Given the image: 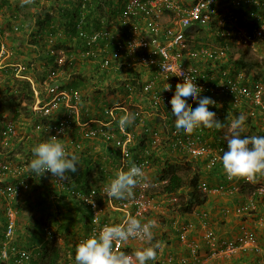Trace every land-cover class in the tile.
I'll return each instance as SVG.
<instances>
[{
  "label": "built area",
  "instance_id": "obj_1",
  "mask_svg": "<svg viewBox=\"0 0 264 264\" xmlns=\"http://www.w3.org/2000/svg\"><path fill=\"white\" fill-rule=\"evenodd\" d=\"M219 1L221 0H127L123 7L124 10L119 12L115 21L111 20L105 23L103 18L99 19L98 15H92L91 18L94 23H88L90 26L89 33L84 29L87 24L88 11L86 9L89 0L77 2L80 6L78 13L79 35L89 47L88 51L81 52L79 57L84 59L91 56L95 50L96 53L104 54L99 62V67L103 72L120 75V81H126L127 75L135 74L140 81L142 91V97H137L139 93L136 96L138 103L140 102L139 104L150 112L163 110L160 113L165 118L168 112L171 113L170 99L175 92V86L177 83L183 82V77L175 76L178 68L181 67V70L194 80L197 87L202 90L207 87L206 83L203 80L200 82L198 77L201 73L200 68L205 66L201 64V60L215 62L221 51L210 48L194 50L193 48L198 42L196 40L198 33L196 28L200 24L208 23L210 18L215 15ZM238 1L235 0L234 3L238 4ZM6 51L4 42H0V57ZM56 54L58 56L57 61L63 62L65 60L62 50L57 51ZM6 67L0 66V70ZM221 75L226 79L225 89L227 91H234L241 97H247L249 94L247 89L237 88L234 78L229 77L227 72L222 71ZM61 79H63L61 73L49 77L43 82L42 91L32 86L34 102L31 112L33 118L38 117L39 121L38 124L34 125L30 118L33 124L32 132L39 135L44 131L45 134H52L61 140L65 135H68L67 133L72 127H76L78 135L82 134L80 138H98V142L102 141L103 145H106L107 141L111 142L110 148L118 150V155L109 153V157H113L109 162L117 163L119 171L127 170L135 164L142 167L143 171L146 172L148 170L146 168L147 161H143L139 150H134L136 144L133 143L132 132L138 129L140 122L143 121L135 109V104H132L133 114L138 118L139 125L134 120L135 122L130 124L132 132H128L125 129L121 130L118 122L117 132L119 135H116L108 128L113 123V118L118 115V111H122L126 115L124 107H118L117 104H114L115 108L111 110L109 108L107 110L109 116L107 122L85 119L84 115L87 114L86 108L83 109L85 104L83 107H79L81 94L62 89L59 84ZM30 82L32 83V81ZM166 84L171 85V90H164ZM129 92L125 97L133 100L132 89ZM42 93L44 96H41ZM192 101L191 97L187 98V103L191 102L188 103L189 105H193ZM50 115H58L60 123L58 125L40 123L41 117ZM92 122H95L99 128L90 132L88 130ZM165 122L166 120L163 122L162 130L164 133L171 130L170 137L161 136L160 138L156 131L152 132L148 129V138L151 140L153 150L154 148L166 147L170 153L184 152L192 159L202 157L205 161V167L208 169L215 168L218 162L221 163L223 147L219 144L215 147L207 144L203 139L202 128L197 129L192 135H186L183 130L177 131L175 127H170L172 126L171 123L167 124L168 127L165 130ZM23 123L25 121L21 122L20 125ZM14 128L15 125L12 121H6L1 125L0 151L9 147L12 139L15 138ZM96 134L102 138L97 137ZM24 139L27 140L28 136H25ZM76 147H80V145ZM145 155H147L146 152ZM8 159L0 157V198L5 201L7 219L3 231V241L0 243V264H9L10 262L12 264H30L32 258L35 257L32 250L19 247L14 243L16 212L11 206L15 199L27 191V181L30 176H34L32 179L39 182L42 178L54 180L53 185L55 184L59 191L69 192L76 196L82 205L91 210L90 230L84 239L94 234L99 235L103 227L108 226V219L102 220L100 216L102 206H97L92 193H82L74 188L72 191L69 187L71 180L58 183V178L50 172L38 177L34 172L29 171L26 162H22V160L12 161L11 159L9 161ZM13 179H18V182L15 183ZM151 185L147 180L142 181L133 190V198L127 200L108 199L106 206L122 213L121 223L128 216L140 219L141 223H147L150 220L145 215L152 208L150 206L151 200L144 195V192ZM198 188L207 193L215 194L225 191L228 192V195L240 198L239 203L233 209L234 216L239 218L236 233L219 237L214 232L204 230L200 239L193 240L189 238L188 232H186L188 225L183 221L179 223L177 220H173L171 230L178 237L182 253L174 256L164 255L156 264H211L214 261L230 260L240 252L246 253L252 249L257 250L255 233L247 227L245 220L256 207V201L264 202V186L251 185V182L244 179H238L236 182L235 178L229 179L225 173L219 182L212 187L200 183ZM104 189V185L101 186V194L106 196ZM52 198L54 197L51 196L50 199ZM85 199L93 200L95 207L87 203ZM47 235H49L48 232ZM129 240L133 242L144 241L137 238H129ZM121 250H123V243L120 245Z\"/></svg>",
  "mask_w": 264,
  "mask_h": 264
},
{
  "label": "trees",
  "instance_id": "obj_2",
  "mask_svg": "<svg viewBox=\"0 0 264 264\" xmlns=\"http://www.w3.org/2000/svg\"><path fill=\"white\" fill-rule=\"evenodd\" d=\"M45 1L46 0H41L40 3L33 1V3L25 4L22 7L21 0H14V2L11 0H0V29L1 26L3 28L8 27L10 34L7 38H9V41H11L13 45L16 44L13 42H16L19 37L22 39L24 38V41L26 40L27 42L25 55L20 53L21 59H23L21 60V64H6L7 67L0 70V106L7 105L10 107V110L12 111V120L15 123L31 118L34 125L38 124V117L33 118V114L31 112V107L34 102V93L32 83L30 81L34 83L33 87L42 89L43 82L45 80L57 73H61L63 75V79L59 80L61 88L68 92L80 93L81 101L79 103V107H83L85 104L83 107V109H85L88 103L92 108H90L91 111L95 114L94 119L107 122L109 119L108 112L105 109L100 108L99 104L101 102L99 101L98 103L97 101L100 99L102 90L107 89L109 84L104 85L103 87V81L99 82L95 80L94 74H86V70L89 67L93 66L100 69L99 62L104 57V54L96 53L94 50V53L91 56L85 57L84 59L79 57L81 52L85 53L89 48L86 41L79 35V4L76 2V4L67 6L65 5V2H67L66 0H49L50 5H46ZM75 1L76 0H72V3ZM77 1L80 2L83 0ZM126 1L127 0H89L86 9L88 14L86 17L87 24L84 28L85 31L89 33L90 26L88 23H94V20L91 18L92 15H98L99 19L103 18V22L105 23L111 20L115 21L119 12L124 10L123 7ZM240 6H242V9L238 11V14L233 12V9L231 10V15L235 20L239 21L241 25L244 26L245 24L247 31L252 33L254 30H257L258 26L261 25L264 19V0H261V6L253 3H241ZM31 8H33V11L29 13ZM199 29L203 30L202 27ZM1 31L2 29L0 30V42H3V32ZM262 36H264V30L262 31ZM262 42H264V40H262ZM199 48H203V46L194 45L193 49L197 50ZM59 50L64 52L65 60H63V62L57 61L58 56L56 52ZM262 52H264V50ZM226 55L228 56H226L228 66L224 68H228L230 70L233 69V76L237 73H242V83H244L245 88L253 85V83L256 84L262 82L264 84V76L256 70L258 67H261L264 70V54H262L263 57L261 60L249 59V57H247V55L242 51L227 53ZM27 57H29L28 60L24 61ZM15 58L17 57L15 56ZM201 64L206 65L203 66V68H200L205 72L199 74V81L201 82L203 80L207 85L201 95L210 97L216 101V106H210L209 110L216 113L217 119L221 121L222 124L229 123L233 119L237 118L239 113L233 109L230 110L231 114L228 116L225 112V101H234L237 99L238 96L236 95L238 94L234 91H227L226 89H223L226 85V79L220 74L222 71L219 72V77L222 79L219 84L218 80L212 78L210 73L212 71L208 70V68L210 69L211 67L208 61L201 60ZM18 69L20 70L18 71ZM38 70L40 73H37ZM230 70L229 72H231ZM17 71L18 74H16ZM17 75L21 77H18ZM105 75H107V73H105ZM201 75L202 77H200ZM89 81L91 82V85L93 84V88L96 87L92 90L93 94H89L87 89V85L90 84ZM139 82L140 81L137 79L135 74L127 75L126 81H120L115 78V83L118 85L115 89H119V93H124L125 95L129 94V90L132 89L131 94L133 95V100H135L138 93L139 95L137 97H142L141 84ZM96 84L99 85L96 86ZM84 89L86 93L82 92ZM107 91H109L108 93H115L113 89H109ZM114 101L115 99L108 101L109 104L106 107L113 104ZM218 101H222L225 105L224 108L218 106ZM248 103L242 106H247ZM127 109L130 114L134 116V108L130 106ZM255 110L256 107L254 104L250 103L249 114L246 115L247 119L245 125H249V127L255 132L254 136H264V122H260L258 124L254 122L255 119L258 120L261 117ZM225 117L228 118L225 119ZM119 119L120 116L116 115L112 120L113 123L108 128L116 135H119L117 132ZM137 119L138 118L135 117L134 120L137 122ZM174 119L175 117L172 115V112H168V114L165 115V130L167 129L166 127H168L167 124L174 123ZM39 120L41 124L46 123V125H58L60 123L58 115L41 117ZM143 124L144 125L140 126L137 122L139 128L143 127L141 129V133H136L135 131L132 132L130 124L125 127V130L132 132L134 139L137 140L134 150H139V154H141L143 161H147L146 168H154L156 174L152 182L155 184L151 185L147 191L145 190L144 195L150 199L154 198L158 200L176 197L172 203L167 204L170 213H175L178 216L187 215V217L200 215L202 208L209 206V199L218 196L207 193L198 188L200 183H205L204 180L201 179L202 176H204V158L200 157L192 159L187 157L188 155H180L181 153L175 152L170 153L165 150L160 151L157 156L154 154L152 148L153 145L151 140L148 138V129H150L148 127L149 125L146 123ZM98 128L99 127L96 126L95 123H92L89 126L88 131L91 132L98 130ZM71 129L67 133L70 134L67 137H71V140L65 145L66 147H70L66 150L67 152L82 156L83 154H86V147H89V149H95V144H92V140H94V138H80V136L77 135L78 129L76 127H72ZM202 130L210 133V136L213 139V143L209 144L210 146L215 147L218 144H222L223 150H227V143L223 142V140H219L221 132L220 129L202 128ZM45 133L46 132L44 131L39 133V135L32 133L34 141L28 136L27 142H34V146H37L39 143L49 140L52 134ZM170 135L171 130L164 133V136L170 137ZM241 136H249V134L244 132L241 133ZM97 137L101 136L97 135ZM65 138L66 135L62 139ZM77 145H80V147H76ZM111 145L112 144L109 141V146ZM116 151L118 152V150ZM145 152L147 155H145ZM92 153H94V151ZM84 155L81 161L83 164L82 172H68V176L71 178V181L69 182L70 190L73 191L74 188L76 191H80L82 193H92L98 204L97 206H102V210L100 211L101 219L106 220V215L109 212L108 206H106L108 199L106 196L101 194V186L104 185L106 188L109 185L106 184L103 175V171L105 170V166H107V164L105 161H95L91 156H87V154L86 156ZM27 162L29 163V161ZM220 164H222V162H218L215 167ZM30 172L32 173V171ZM88 173H91L95 177L88 178ZM26 174L29 176L28 173ZM30 177L28 186L34 188L32 191L33 193L28 194V196H35L37 193L34 200L38 197L43 202L48 204L52 208V211L46 213L45 211L40 210L37 206L38 203L35 200L37 209L36 213L38 214L37 216L36 214L33 215V219H31V222H33L32 225L26 226L28 227L26 228L27 230L29 227L31 228V233L27 231L30 236H27L24 241L25 248L31 249L33 254L35 251L39 250L40 259L36 264H75L74 256L76 245L87 236L88 231L90 230L91 210L82 205V203L77 200L76 196L71 195L69 192L59 191L55 184L53 185L54 180L42 178L39 182L36 179V181L32 179L34 176ZM217 179L219 182L220 178ZM13 181L16 183L18 182V179H13ZM51 196L56 197L55 207L53 204L48 202V199ZM62 202L66 203V205L70 204V206H67L68 210L65 212L61 210L62 205H64ZM12 203H14V201ZM0 206L4 209L0 218V222L2 224L0 229L1 243L3 241V231L5 230L7 222L5 216V201L1 198ZM15 207L17 214L19 215L23 212L25 206L16 202ZM200 218L202 219L201 216ZM171 222H168L170 229ZM18 224L19 222L17 221L16 223L15 221V225L18 226ZM78 224H80L79 230L76 228ZM50 226H54L53 231L52 229H50V231L46 229L47 227L50 228ZM47 232L49 235H47ZM154 235L157 236L159 233L156 232ZM162 235H165L164 232ZM158 237L159 239L163 238L161 235ZM58 238H63V243L66 245L69 243L67 251L58 244ZM130 242L133 241L128 240L126 243H123V249H125L127 245L131 244ZM156 242L157 241H154V243ZM16 245L19 246V244ZM252 251L257 252L255 249H252ZM131 253L130 251H127V254L130 255ZM247 253L249 252H240L236 255V257L240 261L241 257ZM66 255H70L69 261L65 260ZM72 257L73 260L71 259ZM236 262L237 260L234 259L233 264ZM9 264L12 263L10 262ZM30 264H34V257L32 258ZM152 264H156V262L154 261Z\"/></svg>",
  "mask_w": 264,
  "mask_h": 264
},
{
  "label": "rangeland",
  "instance_id": "obj_3",
  "mask_svg": "<svg viewBox=\"0 0 264 264\" xmlns=\"http://www.w3.org/2000/svg\"><path fill=\"white\" fill-rule=\"evenodd\" d=\"M12 2H14V0H11ZM34 2H41V0H33ZM67 3L65 2V5L67 6H71V1L70 0H66ZM258 3L260 2L261 4V0H256ZM228 2V1H227ZM226 3L222 4V1H219V5H221V7L226 8ZM248 4H252L251 0H248ZM48 3L49 0L45 1L46 5H49ZM261 6V5H260ZM33 11V8H31L29 10V13ZM1 18V15H0ZM262 21V20H261ZM6 26V25H4ZM245 26V24H244ZM1 29L3 32V41L5 43L6 46V53L4 55H2L0 57V66H6V64H21V54L25 55V51L27 50L26 45L27 42L26 40L24 41V38L22 39L21 37L18 38V40L16 42L15 45H13L11 43V41H9V38H7V36L10 34L8 27H2ZM4 29V30H3ZM264 30V19L261 23L260 26H258L257 30H254L252 33L249 31H246L245 33V29L244 32L242 30H239L238 32H236L235 38H232V40L236 43V44H240V45H235V47H231L228 48L229 51L232 53H235L237 51H242L244 52V54L247 55V57H249V59H258L261 60V58L263 57L262 54H264V52H262L264 50V42H262V40H264V36H262V31ZM258 33H260V35H258ZM248 35L249 38L246 39V36ZM262 36V37H261ZM261 37V38H260ZM263 38V39H262ZM207 39V40H206ZM196 40L198 42H207L209 45L212 46H216L217 45V39L213 38L212 36H209L207 34H201L196 36ZM15 49V50H14ZM18 52V53H16ZM15 56L17 58H15ZM33 56V54H32ZM228 57V56H227ZM29 57H27L24 61H27ZM227 58L224 60H222V62L217 63L216 67L214 68H208V70L212 71L211 76L212 78L215 77L216 80H218V83L220 84V77H219V72L222 66L226 67L228 66V62L226 61ZM207 64V63H206ZM204 64V65H206ZM14 66V65H13ZM225 72H227L228 74H233V69H228V68H224L223 69ZM229 70L231 72H229ZM257 72L262 74V76H264V70L261 67H258ZM201 72H203L201 70ZM37 73H40V71L38 70ZM106 72H103L101 69L96 68V67H89L86 70V74L87 75H91L94 74V79L101 82L103 81V87L104 85H108L107 89H103L102 90V94H100V99L97 101L99 103V101L101 102L99 104L100 108L103 109H113L114 104H117L118 107H124L125 110V114H129L127 108L128 106H132V104H135V109L137 112H139V116L140 118L143 120L142 123L140 122V125L143 123H146L147 125H149L148 127L150 128L149 131H156L159 135V137L161 138V136H164L162 134H164L163 130H162V126H163V122H164V116L163 114H161L160 112H162L163 110H161L160 112H155L154 110L152 112L148 111V109H146L145 107L141 106L138 101L137 98L135 100L132 99H128L126 98L124 93H119V89H115L116 87H118V85L115 83V79L116 78L115 74H107L105 75ZM120 77V75L116 78L118 79ZM90 82V81H89ZM243 80L242 79H235V84L237 88H242L244 87V83H242ZM252 84V83H250ZM99 84H96V86H98ZM32 86H34V83L32 82ZM87 89L89 91V94H93V91L95 88H93V84L91 85V82L89 85H87ZM102 87V88H103ZM36 89V87H34ZM109 89H113L115 91L114 94L112 93H108ZM248 89L250 90V93L247 95V97H237V99H235L234 101H225L226 102V114L229 116L231 114L230 110L234 111L236 110L237 113L241 114H249V109H250V103H253L254 106L256 107V112H258L260 114V118L258 120H254V122L256 124L258 123H262L264 122V84L262 82H259L257 84L250 85L248 87ZM40 91H42V89H39ZM87 91V92H88ZM107 91V92H106ZM83 93L85 92V89L82 91ZM92 92V93H90ZM88 94V95H89ZM41 96H44V94L42 93ZM237 96V95H236ZM111 99H115V103L112 104L109 108H107L106 106L104 107V105H108V101H110ZM249 102V103H248ZM246 103L247 106H242L245 105ZM218 106H221L224 108V104L222 103V101H218ZM91 107L89 106V104L87 103L86 105V110H87V114L85 113L84 117H86L85 119H90V120H94V116L95 114L91 111L90 109ZM252 108V107H251ZM251 112V111H250ZM118 114L120 117L124 116V113L122 111H118ZM217 116V115H216ZM219 116V115H218ZM228 117H225V119H227ZM6 121H12V123L15 125L14 128V132H15V138L12 139V141L10 142L9 147L5 148L4 150L0 151V157L1 158H9V161H20L22 160V162H26V164L28 165L31 161V159L33 158V153H32V149L35 147L34 146V142H27V140L24 139L25 136H29L30 139H33L34 141V137L32 135V122L30 120V118H28V120H24L25 123L21 124V122L19 123H15L12 120V111L10 110V107H8L7 105H1L0 106V127L1 125L6 122ZM23 122V121H22ZM232 122V121H231ZM231 122L229 123H225L223 124L224 126L220 129V137L219 140H223V142L227 143V139L230 136L229 133V126L231 124ZM95 123V122H92ZM144 125V124H143ZM171 125L174 126H170V127H175V123H171ZM246 131V134H249V136H254L255 132L249 127V125H244ZM141 128H138L135 130L136 133H141ZM201 129V128H200ZM199 129V130H200ZM259 129V128H258ZM202 135H203V139L207 144H212L213 143V139L210 136L209 132H206L204 130H201ZM70 134L66 135L65 139H61L59 140V142H61L64 146L66 144H68V142L71 140V137H67ZM78 135V133H77ZM79 136H82L79 135ZM33 137V138H32ZM99 139L98 138H94V140H92V144H95V149H89V147H86L87 151L86 154L87 156H91L93 158V160H99V161H105V163L107 164V166H105V170L103 171V175H104V179L106 184H109L111 182L112 179L115 178L116 174L119 172V166L117 163H115L114 161L109 162L112 160L113 157H109V151H114L112 149H110L109 147V141L106 142V145H103L104 143L102 141H100V143L98 142ZM136 139H134V144H136ZM219 143V142H217ZM91 144V145H92ZM219 146H222V144ZM70 147H66L65 146V151L67 149H69ZM167 151L169 152L166 148L160 147V148H154V154H156L158 156V153L160 151ZM94 151V153H92ZM177 153V152H175ZM74 154V153H73ZM86 154L84 156H86ZM118 154V152L116 153V155ZM79 157V164L77 165V172H82V168H83V164H82V156L75 154ZM180 155H187L184 152H181ZM188 157V156H187ZM11 159V160H10ZM109 159V161H108ZM111 159V160H110ZM29 161V163L27 162ZM195 164H197L196 162H194ZM204 168V166H203ZM206 168V167H205ZM204 168V172L201 179L204 180V182L208 185V186H213L215 184L218 183V179L217 178H221L224 174L225 171L223 169L222 164H220L219 166L212 168V169H208ZM69 174V173H68ZM146 177H147V181L149 182V184L153 185L155 183L153 182V179L155 178L156 174L154 171V168L152 169V167H148V170L145 172ZM88 178H92L95 177L94 175H92L91 173L87 174ZM152 177V178H151ZM236 182H237V178ZM30 180V177L27 181V184ZM90 180H95V179H90ZM29 185V184H28ZM251 185H261L264 186V176H257V182L256 183H251ZM227 186V185H226ZM33 188L34 187H30L28 186V189L25 193H23L19 198L14 200V203L11 204L12 208L15 210L16 212V223L17 221L19 222L18 226L15 225V232H14V241L16 244H19L20 247L25 248V243L24 241L26 240L28 233H31V228L29 227V229L27 230L26 226H30L32 225L33 222H31V219H33V215L37 214V209H36V204H35V200L37 201V206L40 210L45 211L46 213L51 212L52 208L46 204L45 202H43L41 199H39L38 197L34 200L35 196H28V194H32L33 192ZM39 193V191H38ZM210 194H215V193H210ZM216 197H213L211 199H209V206L202 208V212L200 213V215L195 216V217H186L187 215L184 216H178L175 213H170L168 210V205L172 203L176 198H166V199H150L151 200V210L150 212H148L145 217H148V219L150 221L154 220L156 222V226L155 228H153L152 232H153V239L154 241H159L162 242L163 244V251H161L160 249H157V259L156 260H150L147 262V264H152L154 261L157 262L162 256L164 255H170V256H174L177 253H181V248L179 247V240L178 237L174 234V232L170 229L168 222H171L173 220H177L179 223L181 221L185 222L188 225V229L186 230V232H188V236L190 239L193 240H198L199 237L201 236L202 232L204 230L206 231H211L214 232L215 235L219 236V237H226L231 235V233H236L237 231V226H238V222H239V218H236L234 216V212L233 209L234 207L239 203L240 198H236V196L234 195H228V192L225 191H221ZM212 197V196H211ZM55 198L48 199V202L50 204H53L54 207L56 206L55 204ZM64 199V198H63ZM64 201V200H63ZM16 202H19L21 205L25 206L24 210L22 213H20V218L19 215L17 214L16 211V207L15 204ZM241 203V202H240ZM62 207L61 210L62 211H66L68 210L67 206H70V204H67L62 202ZM14 205V206H13ZM109 212L107 213V219H108V224L109 226L112 225H116V224H120L122 219H123V215L120 211L113 209V208H109ZM201 209V208H200ZM204 209V210H203ZM4 209L1 208L0 206V218H1V213ZM204 213V214H203ZM200 216L202 217V220L200 218ZM143 218V216H142ZM1 221V220H0ZM163 221V224H162ZM245 223L247 225V227L251 228L253 230V232L256 234V230L262 228L263 233H264V202L260 201L259 203L256 201V207L253 208V210L250 212L249 217L245 220ZM85 224V223H83ZM1 222H0V229H1ZM83 226V225H81ZM77 230H79L80 228V224L77 225ZM47 230L50 231V229H52V231L54 230V226H50V228H46ZM29 231V232H27ZM76 231V230H73ZM82 231V229H81ZM159 233V235L163 236L162 239H159V235L155 236L154 234ZM164 232L165 235H162ZM257 240H258V235H256ZM159 239V240H157ZM259 239H264V235H261V238L259 237ZM64 239L63 238H58V244L61 245L66 251L69 248V243H67V245L65 243H63ZM154 241H152L151 243L154 245ZM131 244L127 245V247H125V249H123L122 251L125 252L127 254V251H130V255H132L135 251L140 250L144 247H148L149 243L144 240L141 242H130ZM260 243V244H259ZM258 247L259 249L256 251H251L247 254H245L244 256L241 257L240 262L239 259L235 256L233 258H231L230 260L224 261V262H217L214 261L211 264H233L234 259L237 260V262L235 264H264V240L259 242ZM27 247V246H26ZM31 250V249H30ZM37 252V254H36ZM67 253V252H66ZM129 253V252H128ZM36 254V255H35ZM34 255L36 257H34V264H36L39 259H40V255H39V250L35 251ZM38 259V260H37ZM73 260V257L71 258ZM66 261L70 260V255H66L65 258Z\"/></svg>",
  "mask_w": 264,
  "mask_h": 264
},
{
  "label": "clouds",
  "instance_id": "obj_4",
  "mask_svg": "<svg viewBox=\"0 0 264 264\" xmlns=\"http://www.w3.org/2000/svg\"><path fill=\"white\" fill-rule=\"evenodd\" d=\"M70 1L72 3V0ZM221 1L222 4L228 1L226 8H223L218 4L215 15L210 18L209 22L204 25L201 24L196 28L198 32L197 36L207 34L217 39L216 46L209 45L206 41L197 42V44H195L203 46L204 50L210 48L211 50L219 49L221 51L220 55L217 54L219 58L215 59V62H208L212 68L216 67L217 63H220L223 59L225 60L227 58L226 54L231 53L228 48L240 45L232 40V38H235L236 32L239 30L244 32V29L245 33L247 31L245 26L241 25L239 21L232 17L231 10L234 9L233 12L238 14V11L242 9L240 4H247L249 3L248 0H239L238 4L234 3L235 0ZM251 1L255 5H261L260 2L258 3L256 0ZM76 2L78 1L76 0L72 4H76ZM31 3H33V0H21L22 7L25 4ZM200 27H202L203 30H200ZM258 35H260V33H258ZM247 38H249L248 35L246 36V39ZM221 69L222 70L220 71H224V66H222ZM202 73L203 72H201V74ZM233 75L234 73L228 74L229 77L232 79L234 78V82L235 79H242V73H237L235 76ZM175 76L183 77V82L176 84L175 92L170 99L171 112L175 117L174 123L177 131L183 130L186 135H192L200 128L221 129L224 125L217 119L216 113L209 110L210 106H216V101L210 97L202 96L201 94L203 90L200 87H197L194 80L187 76L185 72L181 70V67L177 69ZM115 77L117 78L118 75ZM119 78L117 80H119ZM220 80L222 79L220 78ZM225 88L226 87L223 89ZM245 89L250 93L248 87ZM164 90H171V85L166 84ZM237 96L241 98L239 94ZM189 97L192 98L194 106L187 103V98ZM107 110L108 109H106V111ZM134 119L135 117L132 114H126L120 117L119 126L121 130H124L127 125L133 123ZM246 119V115L241 113L237 118L232 120L229 126L230 136L227 139V150L223 151L221 162L229 179H244L248 182L256 183L258 175L264 176V136L256 135L242 137L241 133L246 131L244 127ZM142 125L143 124L140 126ZM112 150L114 151H109V153L116 155L117 151L115 149ZM32 153L33 158L28 164V168L38 177L43 176L46 172H50L54 177L58 178V183H63L66 180H71L68 176V172H77L79 157L73 153L65 151V146L59 142V139L56 136H51L49 140L39 143L32 149ZM146 180L147 177L142 167L133 164L127 170H120L115 178L112 179L109 185L104 189V193L109 200L131 199L134 197L133 190L139 183ZM85 201L95 207L93 200L85 199ZM195 216L196 215H192L190 217ZM155 226L156 222L154 220L148 221L147 223H141L139 219L133 216L126 217L120 224L112 226L106 225L100 231L99 235L94 234L81 240L76 245L74 256L75 264H147L150 260H156V250L160 249L163 251V244L159 241L154 245L151 243L153 240L152 229ZM129 238L146 240L149 243V246L135 251L132 255L126 254L125 252L120 251V245L126 243ZM256 245V249L258 250L257 237Z\"/></svg>",
  "mask_w": 264,
  "mask_h": 264
},
{
  "label": "crops",
  "instance_id": "obj_5",
  "mask_svg": "<svg viewBox=\"0 0 264 264\" xmlns=\"http://www.w3.org/2000/svg\"><path fill=\"white\" fill-rule=\"evenodd\" d=\"M48 4L50 5V3H48ZM256 235H258V240H257L258 243L264 240V239H259V237L261 238V235H264L262 228L256 230ZM259 244H260V243H259ZM259 244H258V245H259ZM258 248H259V247H258ZM239 262H240V261H239ZM238 264H239V263H238ZM240 264H242V263H240Z\"/></svg>",
  "mask_w": 264,
  "mask_h": 264
}]
</instances>
